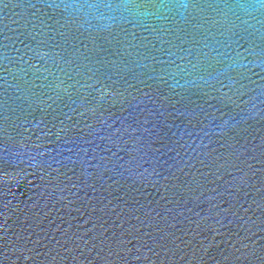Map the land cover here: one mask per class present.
<instances>
[{"label": "water", "instance_id": "water-1", "mask_svg": "<svg viewBox=\"0 0 264 264\" xmlns=\"http://www.w3.org/2000/svg\"><path fill=\"white\" fill-rule=\"evenodd\" d=\"M0 264H264V0H0Z\"/></svg>", "mask_w": 264, "mask_h": 264}]
</instances>
